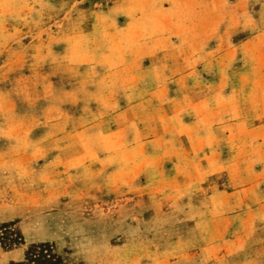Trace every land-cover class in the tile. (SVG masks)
<instances>
[{"label":"rangeland","instance_id":"1","mask_svg":"<svg viewBox=\"0 0 264 264\" xmlns=\"http://www.w3.org/2000/svg\"><path fill=\"white\" fill-rule=\"evenodd\" d=\"M0 264H264V0H0Z\"/></svg>","mask_w":264,"mask_h":264}]
</instances>
